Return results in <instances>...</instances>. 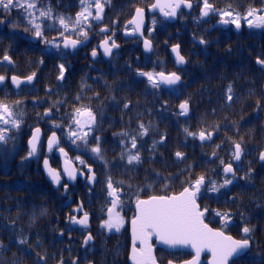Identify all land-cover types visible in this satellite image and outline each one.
Listing matches in <instances>:
<instances>
[{
    "label": "trees",
    "instance_id": "16d2710c",
    "mask_svg": "<svg viewBox=\"0 0 264 264\" xmlns=\"http://www.w3.org/2000/svg\"><path fill=\"white\" fill-rule=\"evenodd\" d=\"M153 1L0 0V74L10 67L12 72L56 75L59 62L76 58V53H60L61 39L93 35L94 44L99 40L96 28L101 26L109 27V35L121 45L120 51L103 63L91 61L89 47L79 53V103L75 106L71 97L66 104L71 122L79 117L81 165L93 164L98 173L92 191L81 181L79 185L80 200L92 214L94 246L100 253L84 255L83 232L72 229L62 238L53 230L67 226V213L78 200L72 196L62 202L49 190L47 210L32 216L17 207L23 202L0 199V264H72L76 257L79 264H115L111 262L115 258L109 255L116 239L111 235L119 236L124 230L120 238L128 236L127 227L108 235L112 232L107 224L108 207L114 204L117 209V203L107 196L109 181L120 195L118 203L122 206L118 211L129 218L137 198L177 193L204 178L198 201L207 210L206 220L234 234L233 224L223 226L218 213L222 147L235 142L243 146L259 144L264 131V72L252 69L263 65L264 57L257 56L258 43L250 40L240 41L234 49L221 47L222 41L203 39V34L213 35L218 28L202 20L189 25L185 15L176 23L149 15L145 32L153 40L155 51L151 56L145 54L141 39L124 37L123 32L135 10L147 9ZM83 14L88 18L77 23ZM66 17L74 22L61 24L59 19ZM189 35L198 40L196 44L200 42L194 50L196 55L212 57L216 53V59L224 64H214V60L196 68L188 63L182 85L163 89L153 74L176 69L169 47L179 44L182 53H187ZM228 92L231 94L226 97ZM85 111L92 112L90 125L83 121ZM209 133L214 138L202 142L201 137ZM19 226L45 230H17ZM188 257L186 252L171 257L159 255L161 263Z\"/></svg>",
    "mask_w": 264,
    "mask_h": 264
},
{
    "label": "flooded vegetation",
    "instance_id": "af4514ba",
    "mask_svg": "<svg viewBox=\"0 0 264 264\" xmlns=\"http://www.w3.org/2000/svg\"><path fill=\"white\" fill-rule=\"evenodd\" d=\"M182 3H190L191 6L189 8L182 5ZM170 7L172 9H177L178 7L175 20L171 21L159 13L155 15L165 19L168 23H176L182 20L184 15L185 23L189 25L195 24V22L200 20L207 23L212 22V26L218 28L217 32L210 36L203 34V39L211 38L217 42L222 41L224 44L221 47H234V49H237L240 41L250 40L258 43L257 56L264 57V0H174L169 4ZM169 8H166L167 13L171 12ZM220 22L222 24H218ZM92 27L95 28V25H92ZM104 27L108 28L107 26L96 28L99 33L97 43L92 44L93 35H90L77 38L78 40L88 38V42L81 48L73 52L64 49L60 51L62 55L76 53V58L59 62L56 75L54 73H25V70L12 72L10 67H6V70L0 74V199L23 202L22 205L17 207L28 216L47 210V195L49 194V190L52 193L58 194L62 202L63 199L71 200L72 196L74 199L80 200V178L76 180V183L68 181L63 172L62 157L57 150L66 149L69 156L78 168L81 169L78 155L79 117L75 116L71 122V114L67 105L70 104L71 97L72 103L75 106L79 103L78 88L81 73L79 53L87 52L86 50L89 47L88 56L91 61L103 63V61L110 60L121 49V45L114 42L112 36L109 35L110 28H108V33L100 32V29ZM202 31L205 33L206 30ZM130 33L132 32L126 28L123 35L124 37H136L130 35ZM192 37V35L187 37L188 50L187 53L183 54L186 60L185 67H177L176 62L171 56L176 69L169 72L159 71L156 73V76L160 73H178L184 79L183 70L187 68L188 63H192L196 68L200 63H211L214 60V64L217 62L224 64L219 59H216V53L211 54L210 56L212 57L196 55L194 50L200 45V42L196 44L194 41L198 40H193ZM106 38L110 41L111 45H120V49L113 52L108 58L105 57V53L100 49L101 42ZM145 38L150 39L153 43V40L148 36H145ZM140 39L142 47L143 39ZM34 42H37V40ZM61 42L59 44L60 47ZM94 51L98 53L95 58L92 57ZM153 53L154 50L151 54L147 55L151 56ZM262 64L260 67H254L252 70L264 72V62ZM32 76L35 78L29 81V78ZM156 80L161 85L158 77ZM180 85L170 89H176ZM230 94L228 92L225 96L228 97ZM86 119L87 122H91L92 120L91 117L89 119L86 117ZM36 130H40L41 137L36 153L33 155V151L29 146V139ZM52 134L57 135L58 145L49 148L48 140ZM261 134L262 136L258 140V145L243 146L240 142H235L231 147H222L221 170L218 181V201L220 207L218 213L220 218L223 219V226L225 224L230 227V224H233L234 234L223 227H214L206 220L207 210L203 209L198 201L202 189L197 195L201 211L206 212L204 215L206 223L212 228L221 230L237 240L249 242V247L242 254L234 257L229 264H264V131ZM71 144H73L72 151ZM236 145L240 146L238 153ZM71 152L75 155V159ZM227 156L229 157L228 161L226 160ZM46 159L49 160L52 168L60 171L62 180L57 187L54 186V181L50 180L43 170V163ZM228 165L233 168V172L230 174L225 173V167ZM108 187L110 188V182L106 188L109 195L111 191L108 190ZM113 188L115 189L114 186ZM119 200L120 195L117 193L115 198L111 200L113 203H117V209L114 204L108 207L107 215H109V219L107 224L112 229V232L110 230L108 235L117 234V229L120 227L122 229L127 227L128 239L120 238L124 230L120 232L119 236L111 235V239H116L111 245L113 253H109V255L115 258L114 261H111L115 264H123L125 262L130 264L129 254L133 247L130 222L136 212L134 203H132L133 213L130 217L127 218L126 215H121L118 211V208L122 206L118 203ZM75 207L76 204L71 207L70 213H67V217L65 218L67 226L61 225L58 228H53V230L59 231L62 238L65 232L72 229H76L77 232H83L84 236L88 233V230L82 229V231H79L81 229L72 227L71 221L82 215V213H77ZM86 211L90 213L87 209ZM116 216L119 218L116 219ZM16 228L17 230H45V228L41 229L40 227L19 226ZM152 233L150 232V234ZM92 234L94 235L93 232ZM68 238H70V235ZM93 244L94 242L86 248H82L85 256H89L93 252L100 253L97 250H90ZM155 245L156 237L154 236L152 237V246ZM134 246L137 249H141L140 244H135ZM28 252L35 256L30 251ZM154 252L160 264H167L170 261L180 263L190 260L194 256L188 250H167L160 246H155ZM177 252H186L189 254V257L180 261L169 259L165 263H161L159 255L171 257ZM103 253L106 254V252ZM209 257V253L204 254L202 264H208ZM75 259L78 261L77 264H79L78 257L73 259L72 264H74ZM43 260L44 258L42 257L41 261ZM90 263L94 264V262L85 264Z\"/></svg>",
    "mask_w": 264,
    "mask_h": 264
},
{
    "label": "water",
    "instance_id": "95a60500",
    "mask_svg": "<svg viewBox=\"0 0 264 264\" xmlns=\"http://www.w3.org/2000/svg\"><path fill=\"white\" fill-rule=\"evenodd\" d=\"M174 0H155L148 9L138 8L135 10L133 17L126 23V27H134L135 32L130 33L132 36H139L143 39L142 48L147 54H151L154 50L153 43L150 39L145 38V27L147 25V13H159L166 16L173 21L176 18V11L178 9L169 8V4ZM182 5L189 7L190 3H182ZM166 8L171 11L167 13ZM222 24V22L218 23ZM101 33H108L109 29L104 27L100 29ZM36 41V38H33ZM88 42V38L78 40L71 37H65L62 40V48L75 51L81 48ZM100 49L108 58L113 52L120 49L119 44H110L106 38L100 44ZM98 53L94 51L92 57L95 58ZM170 54L177 67H185L186 60L180 52V46L174 45L170 48ZM35 77L29 78L32 81ZM163 88H172L182 83V77L177 73L158 75ZM91 112L86 114L90 117ZM40 130H36L33 136L29 139V146L35 155L38 142L40 140ZM214 138L212 133L202 140L207 138ZM58 145V138L56 134H52L48 140V146L56 147ZM237 153L240 146L236 145ZM63 159V172L65 173L70 183H76L77 177L80 176L83 180L87 178V183L94 187L97 182V175L93 166H88L85 170L79 171L76 165L69 159H66L68 153L65 149L57 150ZM43 170L50 180L55 181V186L61 182L59 171L52 168L48 159L43 163ZM233 172L232 166L225 167V173ZM204 185V179H200L199 183L195 184L193 188L186 187L180 193L170 195H153L147 198H140L134 205L136 210L135 217L131 220L130 232L133 242V247L129 254L130 264H160L155 255V246L163 247L167 250H188L194 256L184 262L170 261L167 264H202L203 255L210 254L208 264H229V262L236 256L242 254L248 247V241L237 240L231 235H227L221 230L212 228L204 220L205 211H201L200 205L197 201V195L201 191V186ZM114 197V193L111 194ZM77 213H85L82 203L75 209ZM91 216L83 214L80 218H75L71 224L73 227H80L90 229ZM152 231L156 236V245L152 246V237L149 233ZM94 238L89 233L84 239L83 248H86ZM140 244L141 249H137L134 245ZM75 259L74 264H77ZM92 264V263H90Z\"/></svg>",
    "mask_w": 264,
    "mask_h": 264
},
{
    "label": "rangeland",
    "instance_id": "374dc122",
    "mask_svg": "<svg viewBox=\"0 0 264 264\" xmlns=\"http://www.w3.org/2000/svg\"><path fill=\"white\" fill-rule=\"evenodd\" d=\"M83 15H85V17L83 16ZM83 15H81L77 20H76V22L77 23H81V22H83V21H85V19L86 18H88L86 15L87 14H83ZM74 19H70V18H64V19H59V22L61 23V24H69V23H73L74 21H73ZM153 76L156 78V74H153ZM80 160V162L82 163L83 161L81 160V159H79ZM119 217L118 216H116V219H118ZM99 248L98 247H96V246H93V247H91V251H96V250H98Z\"/></svg>",
    "mask_w": 264,
    "mask_h": 264
}]
</instances>
